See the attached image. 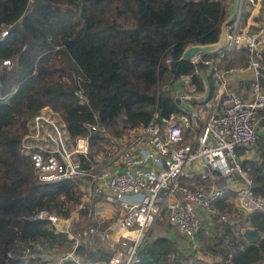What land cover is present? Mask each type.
<instances>
[{
  "label": "trees",
  "instance_id": "obj_1",
  "mask_svg": "<svg viewBox=\"0 0 264 264\" xmlns=\"http://www.w3.org/2000/svg\"><path fill=\"white\" fill-rule=\"evenodd\" d=\"M227 5L222 0H0V32L7 30L0 39V91L15 89L8 101L0 100V264H24L27 246L37 253L73 249L67 233L33 216L46 208L69 217L83 195L80 182L37 180L19 148L29 118L50 106L71 135L88 134L87 163L96 162L94 155L103 153L111 138L118 142L141 132L152 118L182 111L173 94L182 76L192 74L195 91L205 90L203 75L193 73L196 65H205L182 58V51L189 43L217 40ZM246 15L241 14L242 23ZM203 56L223 69L246 66L248 57L245 48L230 46ZM205 81L211 97L215 80L207 75ZM241 162L250 167L253 190L264 195V152L259 161ZM232 193L219 197L217 207L228 205ZM243 215L223 228L230 261L264 264V212ZM235 225L242 229L235 233ZM75 250L82 253L81 246ZM140 258V264H208L191 261L167 235L144 243Z\"/></svg>",
  "mask_w": 264,
  "mask_h": 264
},
{
  "label": "built area",
  "instance_id": "obj_2",
  "mask_svg": "<svg viewBox=\"0 0 264 264\" xmlns=\"http://www.w3.org/2000/svg\"><path fill=\"white\" fill-rule=\"evenodd\" d=\"M245 1L257 6L259 20L242 25L240 0L233 22L227 28V47L247 51L246 66L253 71L249 94L243 97L229 87L224 76L226 71L212 58L203 54L193 58V62L200 60L209 69L218 84L215 94L209 98L207 90L200 92L202 100L207 98L204 102L207 107L191 141H185V134L192 120L199 125L198 114L172 112L159 120L152 118L142 128L140 138L146 143L144 147H124L117 158L99 164L87 163L90 160L88 134L71 135L62 117L48 105L29 118L19 148L29 159L37 180L50 183L87 179V194L83 195L79 206L88 205L91 214V205L99 198L117 202L119 214L109 232L90 226L84 234L85 240H79L71 234L68 219L46 208L40 209L33 217L45 219L55 231L67 233L74 240L73 249L50 262L40 256L33 257L32 248L27 246L21 255L24 264H140L146 232L163 208L177 232L195 241L200 228L196 209L201 208L204 213L225 221L227 216L217 209L216 201L229 188L234 192L240 212H264V195L253 190L250 167L243 165L240 158L241 151L248 152L256 144L258 124L263 116L260 114L264 110V88L260 83L264 0ZM6 33L3 29L0 39ZM3 63L8 65L10 59H4ZM201 70L202 67L196 65L193 73L202 75ZM184 76L195 88L192 74ZM14 90L0 91V100L8 101ZM200 93L196 94L197 99ZM92 233L100 236L104 247L97 248L93 256L77 252L78 246L87 247ZM227 254L226 258L219 252L215 256L217 262L232 264L230 251Z\"/></svg>",
  "mask_w": 264,
  "mask_h": 264
},
{
  "label": "rangeland",
  "instance_id": "obj_3",
  "mask_svg": "<svg viewBox=\"0 0 264 264\" xmlns=\"http://www.w3.org/2000/svg\"><path fill=\"white\" fill-rule=\"evenodd\" d=\"M32 1L34 0H30V2ZM224 1H227V0H224ZM221 70H224V69L221 68ZM248 73L249 72H246V74ZM224 76L227 79L230 78V74H226V72H224ZM212 77L215 78L213 74H212ZM248 84L250 85V80L248 81ZM184 90L188 94H198L201 92V91H195L191 93L190 90L186 88ZM191 105L194 107V110L197 112L198 111L197 107L199 105L194 101H193V104ZM261 114H264V110L261 112ZM199 126H201V122L199 123L198 126H196L192 120L191 127L188 128V130L186 131L185 141H188V142L191 141L193 134L197 131ZM132 134L133 133L125 135L124 137L120 138L118 142L116 138L114 139L111 138L110 141L104 146L102 150L103 153H98L94 155L97 160L96 163L99 164V163L106 162L112 157L117 158L118 153L126 146L125 144L128 143L130 138H137L138 140L141 139L140 132H134V134L133 135ZM76 181L80 182V187H81V190L83 191V195L87 194L86 190L89 186L88 180L80 178V179H77ZM83 195H82V198H83ZM82 198L80 202H82ZM79 203L72 205V209H71L69 217L65 218V219H68V221L71 223V227H70L71 234L78 237L79 240H85L84 234L86 233L87 229L90 226H95L100 231L107 230L109 232L111 230V227L113 226L119 214V211L117 210L118 209L117 202H106L98 198L97 200L94 201V204L91 205V208H92L91 214H89L88 212V205L86 208H82L79 206L80 205ZM227 203L228 205L227 204L226 206L224 205L223 208L217 207V209L221 213L226 214L227 217L225 221L219 220L216 216H211L209 213L207 214L210 216H208L205 213L207 217V220L205 221L203 215L201 214L203 210L200 209L201 212H199V209L198 208L196 209L199 223H200V228L197 233L198 236L195 241H191L187 239L185 236H183L182 234H180L179 232H177V230L175 229L173 225L168 226L169 219L167 216V210L163 208L162 211H160L161 213L158 214L155 221L148 228L146 232V236L144 238V243L154 239L158 235H167V236H170L175 241L177 246L180 248L181 252H183L185 255H188L191 261H197L198 259H201L203 261H206L208 264H215L217 262V259L215 256L219 252H221L224 255L226 251L230 250V248H228L229 238L226 237L224 233V229H223L225 226V222L228 223L230 226V223L231 224L234 223V220L240 222V219L243 218L244 216L243 215L244 212L239 211L236 203L234 204L233 202H230V197L228 198ZM68 221L66 220L64 222L67 223ZM239 227L240 225L238 227L236 225L234 226L235 233H236V230L240 229ZM73 243H74V240H73ZM86 245L87 247L81 246L82 253L83 252L87 253L89 256H93L96 253L95 250L97 248L104 247V243L97 233H92L89 236V240ZM69 251H71L70 248L62 247L60 249L44 251L45 253H43L42 255H37V252L32 250V252L34 253L33 257L40 256L42 257V260H44L43 258H46L50 262L56 261L59 257L65 255ZM90 252H91V255H90ZM37 262L39 263V261Z\"/></svg>",
  "mask_w": 264,
  "mask_h": 264
},
{
  "label": "crops",
  "instance_id": "obj_4",
  "mask_svg": "<svg viewBox=\"0 0 264 264\" xmlns=\"http://www.w3.org/2000/svg\"><path fill=\"white\" fill-rule=\"evenodd\" d=\"M224 1V0H222ZM238 1V6L240 4V0ZM227 5V14H228V10L230 5L232 4L233 0H227L224 1ZM237 6V9H238ZM242 14H244L245 12H247L246 18H245V23L243 24H252L255 21L259 20V14H258V8L257 6H254L251 3H246L242 5ZM236 9V10H237ZM226 71V74H230V78L227 79L228 82V86L233 89H235L241 96L245 97L249 94V84L248 81L251 80V78L253 77V71L248 68L247 66H238V67H230L228 69H224ZM246 72H249L248 74H246ZM201 74L204 76L210 75L209 69L206 67H203L201 70ZM185 76L181 77L178 79V81H176L174 83V90H173V94L175 95H179L181 96L180 99V103L184 108H188L189 111H193L196 112L194 110V107L189 103L190 99H194V100H198L197 104L199 105L198 111L196 112L198 114V122L202 123V119L204 117L205 114V106L204 102L206 101L207 98H205L204 100H202L201 98V93L198 96L196 94H190L191 98L189 100H187L188 98L185 97V95H188V93H186V91L184 90L189 89L190 92H194L193 91V87H191L185 80ZM217 86V84H216ZM204 87L205 90L207 89V82L204 80ZM216 104V103H215ZM217 106V104H216ZM207 107V106H206ZM259 121L258 124V139L256 144L250 148V150L248 152H240V158L242 160L248 159V160H254V161H259L261 160V152H264V114ZM126 140V139H125ZM124 140V141H125ZM127 143V142H126ZM125 147H132V148H139V147H144L146 145V143L142 140V139H137V138H130L128 143L125 144ZM227 190H232L231 188L227 189ZM233 191V190H232ZM230 202H233L235 204V198H234V192L232 194H230ZM199 212H201V208H198ZM201 214L203 215L205 221L207 220V217L205 215V213L202 211ZM242 229V228H240Z\"/></svg>",
  "mask_w": 264,
  "mask_h": 264
},
{
  "label": "water",
  "instance_id": "obj_5",
  "mask_svg": "<svg viewBox=\"0 0 264 264\" xmlns=\"http://www.w3.org/2000/svg\"><path fill=\"white\" fill-rule=\"evenodd\" d=\"M238 6V1L233 0L232 4L229 7L228 14L223 19L220 24V32L218 38L215 42L211 43H189L187 44L182 51V58L193 59L199 54L203 53H213L219 51L228 45V32L227 25L230 24L235 15L236 9ZM175 101L179 104V98L175 97Z\"/></svg>",
  "mask_w": 264,
  "mask_h": 264
},
{
  "label": "clouds",
  "instance_id": "obj_6",
  "mask_svg": "<svg viewBox=\"0 0 264 264\" xmlns=\"http://www.w3.org/2000/svg\"><path fill=\"white\" fill-rule=\"evenodd\" d=\"M241 1H242V5H243V3H244V4L249 3V2H247V1H245V0H241ZM242 7H243V6H242ZM236 11H237V10H236ZM241 12H242V9H241ZM235 13H236V12H235ZM233 19H234V17H233ZM241 20H242V18H241ZM232 22H233V20H232ZM232 22H231V23H232ZM231 23H230V24H231ZM230 24L227 25V28H228V26H229ZM242 25H245V24L242 23ZM215 63H216V62H215ZM216 64H217V63H216ZM246 65H247V64H246ZM219 68H220V67H219ZM210 75L212 76V73H210ZM201 76H202V75H201ZM203 78H204V80H205V76H204V75H203ZM212 78H213V77H212ZM213 79L215 80V83L218 84L217 80H216L215 78H213ZM251 79H252V78H251ZM250 81H251V80H250ZM249 86H250V85H249ZM206 90H207V89H206ZM193 91L195 92V88H193ZM175 97H178V98H179V104L181 105V103H180L181 96L175 94ZM207 97H208V96H207ZM186 98H188L187 100H189V99L191 98V96H190V97H186ZM177 104H178V103H177ZM181 108H182V111H183V112H188V113L190 112V111L188 110V108H184L182 105H181ZM180 112H181V111H180ZM256 142H257V141H256Z\"/></svg>",
  "mask_w": 264,
  "mask_h": 264
}]
</instances>
